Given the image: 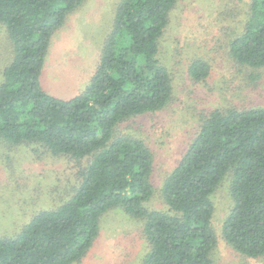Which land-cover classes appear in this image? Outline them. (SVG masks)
Masks as SVG:
<instances>
[{"label":"trees","instance_id":"16d2710c","mask_svg":"<svg viewBox=\"0 0 264 264\" xmlns=\"http://www.w3.org/2000/svg\"><path fill=\"white\" fill-rule=\"evenodd\" d=\"M85 1L0 0V25L12 45L1 70L0 140L28 147L36 159L65 156L78 165V183L61 205L0 237V264L79 261L99 234L101 215L114 207L143 222L139 264H213L211 196L226 177L233 204L223 239L246 256L264 255V107L209 111L163 179V209L150 208L153 153L142 138L117 131L171 98L170 73L156 54L178 0H119L90 81L62 99L39 78L53 33ZM229 54L240 65L264 66V0H251ZM209 69L195 58L188 73L200 81Z\"/></svg>","mask_w":264,"mask_h":264},{"label":"rangeland","instance_id":"374dc122","mask_svg":"<svg viewBox=\"0 0 264 264\" xmlns=\"http://www.w3.org/2000/svg\"><path fill=\"white\" fill-rule=\"evenodd\" d=\"M118 1L86 0L68 13L51 37L41 70L39 80L45 90L70 99L86 87L99 63ZM250 2L178 0L168 13L156 57L170 73L171 98L161 109L121 123L117 131L142 138L153 153L154 194L145 203L150 208L163 209L159 192L163 179L209 111L264 107V66L240 65L229 54L230 39L243 27ZM11 56V42L0 25V80ZM195 58L206 60L210 67L200 81L188 73ZM77 166L65 156L36 159L28 147L0 140V237L17 233L36 212L61 205L78 183ZM211 199L217 238L213 264H264V255L246 256L223 239V220L233 204L229 177L220 182ZM99 224V234L86 255L70 264L140 263L146 245L141 220L114 207L101 215Z\"/></svg>","mask_w":264,"mask_h":264}]
</instances>
